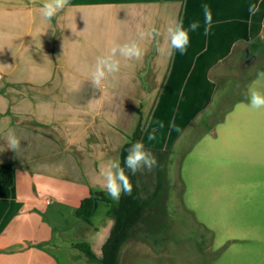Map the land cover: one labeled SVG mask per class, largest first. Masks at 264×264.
I'll use <instances>...</instances> for the list:
<instances>
[{
	"label": "crops",
	"instance_id": "1",
	"mask_svg": "<svg viewBox=\"0 0 264 264\" xmlns=\"http://www.w3.org/2000/svg\"><path fill=\"white\" fill-rule=\"evenodd\" d=\"M254 2L68 0L63 24L71 30L67 37L75 53L61 54L68 65L52 71L51 53L44 54V69H39L41 57L30 48L36 45L34 33L20 32H35L34 12L22 19L20 0H0V163L15 172L12 186H0V264H100L115 224L112 204L101 201L90 222L76 214L91 190L99 189L100 168L109 159L121 160L122 147L139 124L148 149L168 152L217 101L220 86L227 83L226 63L238 56L247 61L246 49L263 39L264 4L250 15ZM205 3L213 15L208 35L203 32ZM179 19L185 26L201 23L184 55L158 52L145 36L142 58H122L120 72L108 77V85L92 84L90 66L113 43L156 28L166 47V28ZM24 21L29 25L22 27ZM44 38L42 46L50 52L49 32ZM23 47L27 53L22 54ZM103 94L107 99H101ZM141 103L148 109L145 118L132 123ZM10 131L21 139L16 151L7 147ZM149 133L154 140H148ZM79 243L88 245L95 258Z\"/></svg>",
	"mask_w": 264,
	"mask_h": 264
},
{
	"label": "rangeland",
	"instance_id": "2",
	"mask_svg": "<svg viewBox=\"0 0 264 264\" xmlns=\"http://www.w3.org/2000/svg\"><path fill=\"white\" fill-rule=\"evenodd\" d=\"M42 2L20 0L21 18L34 12L37 28L20 32L34 33L36 45L30 48L35 58L41 57L39 69H44V54L51 53L52 71L60 70L68 65L60 55L75 53L71 30L63 24L68 4L48 21L49 30L39 15ZM45 32L50 52L42 46ZM22 49L27 53V47ZM226 66L227 83L220 86L217 101L171 150L152 152L157 160L153 169L138 171L142 194L152 196V204L123 246L120 264H264V109L248 107L245 95L264 72V34L256 58L247 62L238 56ZM256 86L264 89V79ZM147 110L142 103L137 113L132 110L137 116L132 123L144 120Z\"/></svg>",
	"mask_w": 264,
	"mask_h": 264
},
{
	"label": "clouds",
	"instance_id": "3",
	"mask_svg": "<svg viewBox=\"0 0 264 264\" xmlns=\"http://www.w3.org/2000/svg\"><path fill=\"white\" fill-rule=\"evenodd\" d=\"M68 0H43L39 7V15L42 21H52L58 12L66 7ZM264 0H256L248 6L250 15H255L260 11V5ZM203 32L208 35L213 27V15L208 4H203ZM201 28V23L194 20L185 26L183 19L172 21L166 28L165 43L166 47L161 46V33L153 28L149 32L138 33L137 38L124 43H113L106 51L98 55L94 63L90 66V80L96 87H103L104 81L110 76L115 75L121 70V60L140 59L143 57L145 49L141 41L145 36L151 38L158 52H166L169 56L179 52L184 55L191 42V33ZM264 34V24L261 26ZM55 34V28H53ZM264 79V72L257 75V80L247 88L246 99L247 106L252 109H264V89L257 87V83ZM7 147L16 151L21 145V139L14 131H10L6 136ZM154 133H149L148 140H154ZM157 164L156 157L152 154L143 141H135L127 148V154L123 161L119 159H109L100 168L98 176L100 178L99 189L104 191L113 201L118 202L121 195H131L133 184L130 176L135 175L143 169L151 170ZM127 170V172H126ZM95 186V185H94Z\"/></svg>",
	"mask_w": 264,
	"mask_h": 264
},
{
	"label": "trees",
	"instance_id": "4",
	"mask_svg": "<svg viewBox=\"0 0 264 264\" xmlns=\"http://www.w3.org/2000/svg\"><path fill=\"white\" fill-rule=\"evenodd\" d=\"M144 130L141 124L135 129L131 139L126 142L121 151V162L127 154L131 143L140 140ZM151 152L156 150L149 149ZM127 172V170H126ZM133 184L131 195L123 194L118 202H114L104 191L92 189L90 195L81 201L76 214L90 222L101 201L112 204L110 212L115 217L114 227L103 245V257L100 264H120V254L125 243L146 218V213L152 204V196L144 197L139 184L138 172L135 175L128 173ZM15 181V172L12 165L0 163V186H12ZM86 250L91 259L95 256L90 247L84 243L77 244Z\"/></svg>",
	"mask_w": 264,
	"mask_h": 264
},
{
	"label": "flooded vegetation",
	"instance_id": "5",
	"mask_svg": "<svg viewBox=\"0 0 264 264\" xmlns=\"http://www.w3.org/2000/svg\"><path fill=\"white\" fill-rule=\"evenodd\" d=\"M245 53L249 57L247 61H249L250 59L256 58L257 57V47H254V48L249 47L246 49Z\"/></svg>",
	"mask_w": 264,
	"mask_h": 264
}]
</instances>
